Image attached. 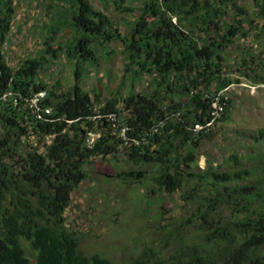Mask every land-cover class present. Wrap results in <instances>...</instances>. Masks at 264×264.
I'll list each match as a JSON object with an SVG mask.
<instances>
[{
    "label": "trees",
    "instance_id": "obj_1",
    "mask_svg": "<svg viewBox=\"0 0 264 264\" xmlns=\"http://www.w3.org/2000/svg\"><path fill=\"white\" fill-rule=\"evenodd\" d=\"M102 1L53 4L47 36H71L56 46L46 40L37 55L12 67L3 46L14 4L0 0V264H113L81 248L83 235L68 227L65 211L88 177L86 164L118 153L155 169L117 177L150 179L153 192L179 191L185 209L181 216L156 213L153 231L127 264H264V178L253 180L256 170L248 167L218 169L207 159L202 168L198 154L208 131L230 118L232 99L224 89L242 79L264 80L263 56L245 48L255 18L238 0H112L132 15L121 18L122 29ZM254 5L264 33V0ZM112 43L122 45L125 72L154 78L147 91L132 88L121 100L100 104L99 94L79 81L86 66L99 67L117 52ZM236 49L242 59L233 67ZM61 55L74 63L76 81L67 89L40 79ZM42 90L40 103L52 112L38 119L27 100ZM217 97L225 110L212 120ZM196 124L203 128L194 130ZM95 129L101 135L89 147L85 137ZM261 139L262 129L254 136ZM230 158L239 164L236 153Z\"/></svg>",
    "mask_w": 264,
    "mask_h": 264
},
{
    "label": "rangeland",
    "instance_id": "obj_2",
    "mask_svg": "<svg viewBox=\"0 0 264 264\" xmlns=\"http://www.w3.org/2000/svg\"><path fill=\"white\" fill-rule=\"evenodd\" d=\"M58 1L13 0L12 27L3 46L9 65L17 67L25 58L37 55L46 40L56 46L57 41L71 36L69 31H65L61 37L46 34V25L53 16L52 5ZM92 1L97 5L103 4L102 0ZM106 1L109 2L108 13L122 29L127 28L121 18L130 20L132 15L118 11L112 0ZM140 1L126 0L125 3ZM238 2L256 20L245 48L264 58V33L260 32L262 21L254 12V0ZM110 47L116 48L117 52L108 59L102 58L99 67L86 66L87 72L80 79V85L93 96L98 93L100 104L115 96L121 100L132 88L134 91L149 90L154 77L148 74L133 77L125 72L122 45L112 43ZM241 49L231 53V66L235 67L236 62L241 61ZM74 70V63L61 55L41 70L40 79L50 86L59 81L61 89H67L76 81ZM228 91L232 99L230 118L220 121L208 131V136L198 150L199 166L205 167L207 159L218 169L248 167L256 170L253 180L262 179L264 139L257 141L254 136L259 130H264V87L252 93L247 86L239 83ZM233 153L237 154L239 164L231 160ZM183 167L186 171L196 168L188 165ZM137 169L152 171L155 165L134 164L119 153L108 158L96 157L86 164L88 177L76 187L65 211L68 227L82 233L81 248L86 253L99 252L113 264H127L128 258L139 251L141 242L153 231L156 213L164 211V215L178 216L184 213L181 192H153L156 187L150 179L135 182L116 176L120 171Z\"/></svg>",
    "mask_w": 264,
    "mask_h": 264
},
{
    "label": "built area",
    "instance_id": "obj_3",
    "mask_svg": "<svg viewBox=\"0 0 264 264\" xmlns=\"http://www.w3.org/2000/svg\"><path fill=\"white\" fill-rule=\"evenodd\" d=\"M251 35L249 34L247 36V38H245V42L248 43L249 39H250ZM239 83H243V85L247 86L248 89L252 92L255 93L256 91H258L259 89H261L262 87H264V80L262 81H257L254 82L252 80H247L246 81H240V82H234L231 83L229 86H227L224 91H228L230 90L232 87H234L236 84ZM46 90H42L39 91L38 93H35L34 95H32L28 100V105L29 107L32 109V112L35 114V116L38 119H44L45 115L50 114L52 112V107L50 106H44L40 103V100L45 97L46 95ZM9 93L4 94V97H6ZM224 105L220 102L219 98L217 97L213 103H212V111H211V115H212V120L220 117L222 115V113L224 112ZM100 116V115H99ZM109 118L114 119L113 114H108ZM211 122H209L208 124H211ZM203 126L200 124H196L194 125V130H200L202 129ZM126 130L127 127H122L120 130V134L125 137L126 136ZM158 130V126H156L154 128V131ZM101 132L98 129L95 130H89L87 132L86 135V143L88 144L89 147L94 146L96 140L98 137H100ZM46 141L47 142H51V136H46Z\"/></svg>",
    "mask_w": 264,
    "mask_h": 264
}]
</instances>
